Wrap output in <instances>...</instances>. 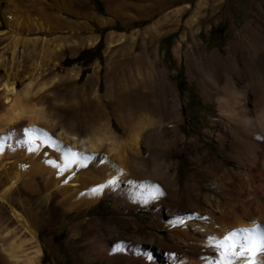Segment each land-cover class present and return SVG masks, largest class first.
Segmentation results:
<instances>
[{
  "label": "rangeland",
  "instance_id": "374dc122",
  "mask_svg": "<svg viewBox=\"0 0 264 264\" xmlns=\"http://www.w3.org/2000/svg\"><path fill=\"white\" fill-rule=\"evenodd\" d=\"M45 1L49 11L62 14L74 27L50 34L22 30V36L29 41L26 45L19 43L12 55L10 45L17 32L10 29L3 15L9 4L0 0V81L7 78L10 66L14 71L30 67L35 68L34 73L39 70L42 74L40 84L51 94L42 99L40 93L36 94L32 101L36 107H44V114L52 123L51 131L56 133L63 130L90 132L93 126L108 122L116 134L126 136L127 132L120 125L125 111L133 113L134 122L140 110L148 111L152 119L161 116L160 123L153 120L143 132V153L150 163L155 159L163 169L170 165L169 169L178 180L175 188L166 187V195L161 200L152 199L143 204L139 199H121L104 193L83 212H65L59 195L46 200L42 181L39 192L22 190L31 203L29 212L41 248L38 263L186 264L200 260L203 264L207 250L201 241L207 235L190 228L200 226L215 235L213 230L218 226L216 221L207 218L206 196L216 197V190L210 186L215 180L217 183L221 180L211 160L219 158L226 167H237L229 159L233 155H264V127L255 137L245 133L228 116L221 114L207 85L215 83L222 94L227 93V107L239 117L248 115L254 121L261 117L264 76L257 79L259 86L255 94L254 84L246 76L244 61L236 64L244 75L241 78L230 79L224 72L217 77L215 68L218 58L237 56L234 47L239 38L256 59H261L260 65L264 68V0H58L59 6L54 0ZM200 1L205 5L197 12ZM119 3L139 19L133 21L108 8ZM133 3H140L142 8H136ZM84 8L112 21L99 24L82 13ZM31 10L38 13L35 8ZM196 13L197 20L189 24ZM84 21L93 26L83 27L81 22ZM155 24H159L156 35L150 28ZM133 32L137 35L131 40ZM122 35L126 38L119 44ZM37 36L39 40L32 41ZM45 38L52 39L55 45L62 44L57 65L49 58L43 43ZM93 38H97L96 44H88ZM109 39L116 42L110 48ZM72 43L75 44L74 52L69 47ZM137 60L139 64H135ZM129 66H133L131 73L126 72ZM73 71L79 75L76 80ZM122 71L125 73L119 77ZM29 79L26 76L18 80L17 88L21 89ZM94 90H97L96 97ZM112 97L120 98L121 104L114 103ZM18 120L19 124L6 128L10 139L6 141L0 160H18L19 155L12 152L27 149L24 128L29 124L28 116ZM40 121L35 122L36 128L43 130L46 126ZM206 155H210L209 160ZM114 156V162L118 163ZM236 196L234 201L238 205L239 196ZM13 205L22 210L18 200H14ZM261 207L253 204L249 217H258ZM181 221L189 224V232L179 231L172 235ZM30 236L10 206L0 199V243L6 247L12 242L18 245ZM116 244H125L127 248L123 253L114 252ZM34 249L32 243L25 245L27 253ZM169 251L176 253L172 263L167 261ZM138 252L150 253L152 261L146 262ZM211 256L214 259L216 255L213 252ZM0 264L9 263L0 256Z\"/></svg>",
  "mask_w": 264,
  "mask_h": 264
},
{
  "label": "bare ground",
  "instance_id": "6f19581e",
  "mask_svg": "<svg viewBox=\"0 0 264 264\" xmlns=\"http://www.w3.org/2000/svg\"><path fill=\"white\" fill-rule=\"evenodd\" d=\"M6 1L9 6L5 7L3 10L5 21L10 29H13L15 33L17 32V34L12 36L13 44L10 45L12 46V55H14L19 43L26 45L29 41V39L22 36V30L43 31L44 33L50 34V32L53 31L61 29L67 30V28L74 27V24L62 14L49 11L46 8L47 2L45 0H31V2L26 4L20 0ZM54 1L56 5H60L58 0ZM133 4L136 8H142L140 3ZM203 4V1L198 3L197 12L202 8ZM32 8H35L38 13L32 11ZM108 8L119 13V15H125V17L133 21L139 19L138 15L126 11L123 3L115 4ZM83 10L82 13L99 24L103 25L112 21V19L86 8ZM197 17V13L194 14L188 23L193 24V22L197 20ZM81 23L85 28L93 26L87 21ZM158 25L159 24H155L150 27L154 35L158 33ZM136 35L137 32H133L130 35L131 40H134ZM125 38V35L120 36L118 40L119 44L123 42ZM38 40V36L32 39L34 42ZM96 42L97 38L88 40V44L90 45H94ZM43 43L45 49L48 50V55L53 65H57L58 53L62 48V44L55 45L52 39L46 38L43 39ZM114 43L116 42L109 39L108 48ZM69 47L71 52H74L75 44H69ZM234 49L237 51V56L217 59L218 64L215 68L217 77L223 72L227 73L230 79L244 77L241 69L237 68L236 65L238 62L244 61V68L248 71L246 76L249 81L253 82V92L257 94L259 86L257 84V79L261 75L264 76V68L260 65L262 62L261 59H256L253 56V51L251 52L240 38L236 40ZM135 64H139V61L137 60ZM136 67L139 73L138 66ZM34 69L30 67L29 70L14 71V67L10 66L7 69V78L0 81V156L2 155L7 139L10 137L6 128L13 127L17 124L19 118L22 119L28 116L29 124L27 123L24 131L25 129L36 128L35 120L38 122V119L46 126V128H43L40 132L33 133V143L29 142V135L25 132L27 142L26 151L12 152L13 155H19L18 160H2L3 158L0 160V199L10 206L12 213L19 218L21 223L29 231V235H31L29 239L21 241L18 245L12 242L6 247L0 243V256L3 258L4 262L9 264H39L38 259L41 253V248L38 245L39 243L36 241V229L32 221L33 216H31L29 212L31 203L26 196H23L22 190H27L28 192L30 190L35 193L39 192L40 183L42 181L44 183L46 200H49L53 195H59V202L65 209V212L72 210L83 212L91 208L104 193H110L114 197L121 199H139L143 204L148 203L152 199L161 200L166 195V187L175 188L176 180H178H175L174 173L169 169L170 165L166 169H163L155 159L151 160L152 162L150 163L143 153V132L151 126L153 120L160 123V120H162L161 116L152 119L148 111L140 110L138 115L139 118L134 122L133 113L130 110H128L127 113L125 111V113H122L120 125L123 131L127 132L126 136L116 134L109 126L108 122H102L104 124L99 126L95 125L90 132L85 133H81L77 130H63L59 133L53 132L51 131V120L49 121L44 114V107H36V104L32 101V97L36 94L40 93V99L46 94H51L40 84L39 79L42 75L41 72L39 73V70H37V72L34 73ZM132 69L133 66H129L126 72L130 71L131 73ZM123 73L125 72H119V77L122 76ZM26 76H29V81L24 83L21 89H18L16 86L17 81H22ZM72 76L73 79L76 80L79 75L77 72H74ZM118 86L119 91L122 92V85L119 83ZM226 88L227 87L224 86L223 90L226 91ZM207 90L216 98L221 114L228 116L239 128L244 130L245 133L255 137L256 132L261 133L263 131L264 106L261 117L256 121L251 119L248 115L239 117V115L227 107L229 102L227 93L222 94V92L216 88L215 83L213 86L207 85ZM261 90L264 91V84L261 85ZM96 91L97 90H94L93 92L94 96L96 95ZM108 100H111V98ZM113 101L117 105L121 104L120 98H113ZM68 146H71L74 151L82 153L84 156L88 157V159L84 162L85 166H73L68 171L61 173L60 167L56 165L62 167L65 163L64 149ZM243 147L246 150L248 148L244 143ZM114 155L118 158V163L114 162ZM154 155H156V151ZM206 156L209 160L210 155ZM229 159L234 161L237 167L234 165L226 167L224 161L219 158L211 160L210 164L217 173L221 175V180H218L221 184L217 183L216 180L212 182L210 187L216 190L217 195L215 198L206 196V200L209 203V214L207 218L216 221L218 225L217 228L213 230L215 235H212L220 239H223L232 231L238 229H252L256 227V225H260L261 229L264 230V155H233ZM50 161H55V165L50 163ZM109 181H114V183H109ZM101 185L104 187L99 192L92 191ZM236 195L239 196L238 205L234 201L235 197H237ZM14 200H18V203L22 205V210L14 208ZM253 204L262 206L259 215H257L258 217H254V215L249 217V210H251L250 208ZM23 206H25V208ZM248 219H252V221L249 222ZM176 226L178 228L172 230V235L179 234V231L185 233L190 227L189 224L183 221ZM190 229L197 233L199 232L200 234L207 235V238L201 241V244L204 245L203 248L207 250V255L203 260L205 262L203 264H216V261L220 259V250L217 251L214 244L209 245L208 239L212 237L211 232L200 226L196 227L195 225L191 226ZM173 238L176 237L174 236ZM28 243L34 244L35 249L27 253L25 252V245ZM192 244L197 245L195 243ZM203 245H201V247ZM205 250L202 253H205ZM239 250V247H237L236 251ZM173 252L169 251L167 253L169 258L167 260L168 263H172L176 259V253L175 251ZM213 252L216 256L214 259H211ZM186 264H202V261L186 262ZM235 264H245V262L244 260H238Z\"/></svg>",
  "mask_w": 264,
  "mask_h": 264
},
{
  "label": "snow or ice",
  "instance_id": "6c2138e0",
  "mask_svg": "<svg viewBox=\"0 0 264 264\" xmlns=\"http://www.w3.org/2000/svg\"><path fill=\"white\" fill-rule=\"evenodd\" d=\"M40 129H25V132L29 135V142H34L33 133L40 132ZM60 146V145H58ZM88 157L84 156L82 153L74 151L71 146L64 149V160L63 166L56 165L60 167L61 173L68 171L73 166L80 167L85 166L84 162ZM55 165V161H50ZM109 183H114V181H109ZM104 186L101 185L93 192H99ZM209 245H215V247L220 250V259L216 261V264H235L238 260H244L245 264H264V230L261 229L260 225L252 229H238L236 231L230 232L223 239L217 237H209ZM239 247V251H236ZM127 248L125 244L114 245L113 251L123 253ZM141 258L145 259L146 262L152 261V256L147 252L137 253Z\"/></svg>",
  "mask_w": 264,
  "mask_h": 264
}]
</instances>
